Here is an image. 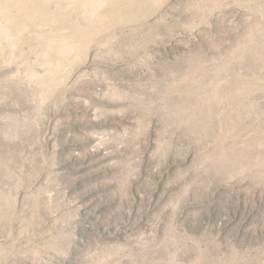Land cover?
<instances>
[{
	"label": "rangeland",
	"instance_id": "rangeland-1",
	"mask_svg": "<svg viewBox=\"0 0 264 264\" xmlns=\"http://www.w3.org/2000/svg\"><path fill=\"white\" fill-rule=\"evenodd\" d=\"M0 264H264V0H0Z\"/></svg>",
	"mask_w": 264,
	"mask_h": 264
}]
</instances>
